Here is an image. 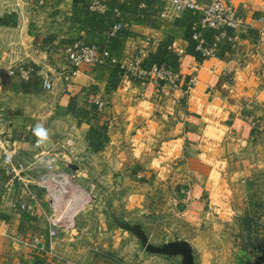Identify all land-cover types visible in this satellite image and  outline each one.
Returning <instances> with one entry per match:
<instances>
[{
  "label": "crops",
  "instance_id": "1",
  "mask_svg": "<svg viewBox=\"0 0 264 264\" xmlns=\"http://www.w3.org/2000/svg\"><path fill=\"white\" fill-rule=\"evenodd\" d=\"M0 1L7 8L0 16V133L16 135L0 148V264H114L110 255H91L79 232L95 223L91 229L106 235V245L121 243L114 234L117 197L141 204L146 196L132 194L133 183H154L177 205L185 202L190 220V198L192 208H202L214 193L233 196L217 188L222 183L256 182L264 166V0H226L247 23L232 39L206 31L207 43L216 45L208 58L189 37L197 14L171 10V0H104L100 15L90 11L92 0ZM116 21L125 28L110 35ZM77 38L110 49L120 62L141 53L147 62H164L179 85L171 91L165 81L136 80L111 64L73 72L65 47ZM18 64L34 67L29 81L9 74ZM45 75L53 79L50 90ZM36 118L52 140L44 138V153L34 144ZM51 118L63 125L59 134ZM132 151L139 157L133 164ZM13 152L30 162L23 181L8 190L3 168ZM14 200L29 208L14 207ZM50 216L59 222L54 237Z\"/></svg>",
  "mask_w": 264,
  "mask_h": 264
},
{
  "label": "rangeland",
  "instance_id": "2",
  "mask_svg": "<svg viewBox=\"0 0 264 264\" xmlns=\"http://www.w3.org/2000/svg\"><path fill=\"white\" fill-rule=\"evenodd\" d=\"M34 104L38 108L37 103ZM41 123L39 120L37 124ZM51 123V130H57L59 134L63 125L60 122L54 124L53 118ZM0 137L1 145L9 148L16 135L5 131L0 133ZM33 137H37L36 132ZM260 137L261 161L264 163V136ZM46 142L48 145L52 143L48 135ZM135 154L132 151V164L139 160L138 153ZM52 172L53 169L48 174ZM258 172L256 182L252 187L249 184V188L244 182L222 183L217 188L220 191L231 189L235 192L233 196L223 199L214 193L212 198L202 200V208H192L193 200L190 198V220L184 214L188 209L185 202L177 205L168 198V193L165 195L156 190L154 183L143 189L138 183H133L129 186L132 194H146L141 204L137 197L132 199V203H127L122 194L119 199L115 194L114 234L116 239H123L121 243L115 247L106 245V235L99 230L92 231L95 223L93 227L79 232V235L90 246L88 250L91 255L96 252L104 257L110 255L115 260L114 264H185L187 254L184 249L192 253L196 264H264V166ZM83 186L90 187L89 184ZM102 186L107 190L112 184L103 183ZM101 201L98 204L106 206V201ZM91 202L85 205L90 206ZM127 205H130L129 210L125 207ZM200 209L205 215L200 213ZM207 215L208 218L205 217Z\"/></svg>",
  "mask_w": 264,
  "mask_h": 264
},
{
  "label": "built area",
  "instance_id": "3",
  "mask_svg": "<svg viewBox=\"0 0 264 264\" xmlns=\"http://www.w3.org/2000/svg\"><path fill=\"white\" fill-rule=\"evenodd\" d=\"M106 6L107 4L104 0H92L89 5L92 11L99 14H103L106 11ZM170 8L177 12L190 10L197 14L190 26L189 37L194 44L196 52L204 58L211 57L216 53V45L207 43L204 37L206 31L216 30L218 39H232L237 30L247 23L242 10L231 5L226 0H209L207 4H202L197 0H171ZM5 9H7L6 6L0 1V16ZM161 15L165 17L167 11L162 12ZM257 18L263 19L262 16H257ZM124 28L122 21H116L110 29V35H116L122 32ZM65 53L73 72L79 71L81 66L85 64L89 66L111 64L118 69L120 74L136 80L143 82L148 80L165 81L171 91L175 90L179 85L178 73L174 72L164 62H147L143 59L142 53L137 54L127 63L120 62L110 49L89 44L80 38L69 42L65 47ZM9 74L18 75L23 81H29L34 74V67L25 64L14 65L9 69ZM191 80L193 81L194 77ZM42 82L43 87L47 90H50L53 86V79L50 76H44ZM95 102L98 108H103L106 104L105 100L96 99ZM252 124L256 125L258 121L253 120ZM1 143L0 137V148H7V146H2ZM34 144L41 149L42 153L45 152L46 144L44 139L41 141V138L38 137L35 139ZM28 162L30 161L22 162L18 159L17 152L7 155V164L3 168V173L8 190H15L18 181H23L22 168ZM48 169L52 170V166L49 165ZM189 193L191 194V190ZM31 195H34L33 192H31ZM13 206L21 210L29 208L26 202L20 200H14ZM49 222L51 225L49 234L54 237L57 235L59 222H57L54 216L49 217Z\"/></svg>",
  "mask_w": 264,
  "mask_h": 264
},
{
  "label": "clouds",
  "instance_id": "4",
  "mask_svg": "<svg viewBox=\"0 0 264 264\" xmlns=\"http://www.w3.org/2000/svg\"><path fill=\"white\" fill-rule=\"evenodd\" d=\"M36 135L39 136L41 138V141L46 138V132L45 130L42 128V126L37 125L36 129H35Z\"/></svg>",
  "mask_w": 264,
  "mask_h": 264
},
{
  "label": "water",
  "instance_id": "5",
  "mask_svg": "<svg viewBox=\"0 0 264 264\" xmlns=\"http://www.w3.org/2000/svg\"><path fill=\"white\" fill-rule=\"evenodd\" d=\"M184 252H186V254H187V261L185 262V264H195L192 253H190L189 251H187L185 249H184Z\"/></svg>",
  "mask_w": 264,
  "mask_h": 264
}]
</instances>
